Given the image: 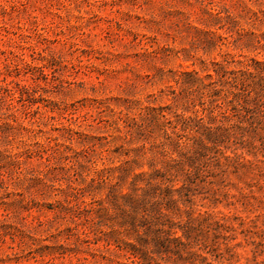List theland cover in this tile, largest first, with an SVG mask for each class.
I'll return each instance as SVG.
<instances>
[{"label":"rangeland","instance_id":"374dc122","mask_svg":"<svg viewBox=\"0 0 264 264\" xmlns=\"http://www.w3.org/2000/svg\"><path fill=\"white\" fill-rule=\"evenodd\" d=\"M216 62L264 0H0V264H264V144L190 159Z\"/></svg>","mask_w":264,"mask_h":264},{"label":"trees","instance_id":"16d2710c","mask_svg":"<svg viewBox=\"0 0 264 264\" xmlns=\"http://www.w3.org/2000/svg\"><path fill=\"white\" fill-rule=\"evenodd\" d=\"M214 64H218L217 67H212L214 75L206 74L207 77L214 78L210 81L212 87L207 91L208 106L212 107L208 115L209 119L204 121L203 116L200 115L186 116L182 120L190 126L201 128L198 129L195 146L192 149L194 154L190 159L198 155L205 156L206 151L218 146L227 147L226 144L229 142L255 145L254 141L259 140L264 144V73L257 66L260 63L257 62L256 66L244 65L238 69L237 78L232 76L233 72L222 64L217 62ZM185 74L192 75L191 72ZM216 82L221 83L224 89L222 101L219 103H214L212 100V96L218 92L215 88ZM213 123L215 125H212ZM185 147L188 149L187 146ZM224 157L232 158L229 155ZM126 198L130 199L128 196ZM161 243H165L164 240Z\"/></svg>","mask_w":264,"mask_h":264}]
</instances>
